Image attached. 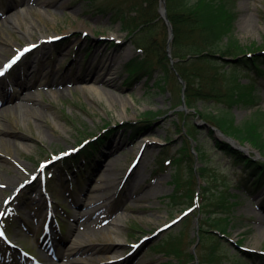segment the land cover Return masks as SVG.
I'll use <instances>...</instances> for the list:
<instances>
[{
  "label": "rangeland",
  "instance_id": "rangeland-1",
  "mask_svg": "<svg viewBox=\"0 0 264 264\" xmlns=\"http://www.w3.org/2000/svg\"><path fill=\"white\" fill-rule=\"evenodd\" d=\"M62 1L0 0V35L6 40L0 42L12 43L0 63L31 38L39 39L36 29L50 35L11 66L7 79L21 87L10 91L5 85L0 89V99L5 95L8 98L0 104L4 109L0 112V136L4 140L0 143V227H5L9 238L0 236V264H204L201 259L205 240L220 242L221 264H264V180L257 178L258 184L254 183L248 170L233 164L217 149L209 126L196 114L206 109L217 112L222 104L196 100L186 113L177 110L174 105L180 102L181 83L170 75L160 87L156 67L137 80L127 81L126 59L141 53L136 45L143 46L137 36L113 22L110 11L92 8L87 0H64L61 4ZM226 2L236 12L233 31L242 52L259 51L264 44V0ZM15 14L19 26L10 21ZM157 21L153 36L165 44L167 28L163 19L159 17ZM28 22L35 26L29 36H23L20 28L28 26ZM116 40L119 42L110 44ZM122 47L125 51L115 55V49ZM32 57L33 71L26 79L23 72ZM109 61V79L103 83L94 77V72ZM260 66L257 72H238L242 83L255 85L259 106L235 104L230 112L237 125L256 120L264 138V65ZM17 70L20 76L13 81L10 75ZM94 87L103 92H94ZM148 110L154 113L147 116ZM257 111L263 116H257ZM127 121L144 125L142 135L128 138L120 127ZM193 124L195 142L203 156L196 157L192 165H205L206 172L204 177H193L190 196L197 188L215 201L225 194L235 201L230 211L211 205L209 213V208L205 210L201 205L182 212L191 204V197L181 193L184 189L178 190L181 194L174 201L168 197L173 192L174 163L156 171L157 163L177 155L185 138L181 128L190 131ZM106 126L113 128L103 146L76 169L59 165L62 157L50 160L58 151L71 152L87 136L107 134ZM213 136H218L216 131ZM142 142L145 147L130 168ZM249 152L253 153L250 147ZM161 153L166 156L162 158ZM43 160L47 161L45 189L39 178V163ZM13 170L21 175L6 182ZM181 172L183 179L189 177L187 167L183 166ZM20 178L25 182L18 187L16 181ZM204 185L209 189L205 193ZM134 188L144 197L136 200ZM97 194L102 196L100 204L107 205L106 213L97 221L80 222L78 217L91 207L87 203ZM49 206L59 214L56 220L49 216ZM226 217L227 237L214 233L211 226L214 218ZM56 221L64 226L63 232ZM110 221L117 222L118 227L109 235L106 228ZM199 225L212 236L210 239L205 235L204 244L196 239ZM48 230L55 237L52 243L56 259L47 252L52 250H47ZM169 236L180 237L173 240V245L179 246L178 255L164 244ZM77 239L87 249L64 257L72 252ZM22 248L41 260L29 259Z\"/></svg>",
  "mask_w": 264,
  "mask_h": 264
},
{
  "label": "trees",
  "instance_id": "trees-1",
  "mask_svg": "<svg viewBox=\"0 0 264 264\" xmlns=\"http://www.w3.org/2000/svg\"><path fill=\"white\" fill-rule=\"evenodd\" d=\"M88 2L92 8L99 11H110L112 21L119 22L122 30L136 35L138 42L143 44V56L131 61L127 78L149 74L153 67L159 70L160 86L170 79V75L175 77L174 70L169 64L165 44L159 43L152 33L159 20L158 0H100L99 2L88 0ZM165 6L173 30L170 43L171 57L175 60L173 63L175 70L185 81L184 100L187 106L191 107L196 100H212L222 104L217 112L206 109L199 113L203 119L212 122L226 134L235 137L240 142H248L264 155V138L257 121L253 119L237 125L230 112V108L235 104L252 107L260 104L255 85L242 83L238 72L239 70L260 71V65H264V53L254 52L246 55L242 52V47L233 31L236 12L228 6L226 0H165ZM239 53H242V56H239ZM224 56L229 58H224ZM218 65L223 69L220 70ZM145 112L147 116L154 113L151 110ZM256 114L259 117L263 116L261 111H257ZM125 125L131 129V135L138 134L143 128V125L135 123ZM194 128L184 132L185 138L179 147L178 155L172 159L174 189L169 195L170 201H174L175 197L181 193L189 198L192 192L190 185L193 183L195 174L191 165L194 154L190 148V137H194ZM102 141L101 139L98 144ZM214 145L230 157L234 164H241L244 170H248L250 176L264 177V160H255L246 156L240 150L218 139H214ZM94 146L96 144L90 145L89 148L92 149ZM194 149L198 157L203 156L199 145L196 144ZM81 151L84 155L88 152L86 149ZM183 162H188L190 175L186 179L182 178L181 173ZM196 172L204 177L206 166L197 167ZM206 183L208 181H205ZM182 188L183 192L178 193V190ZM202 188L204 193L209 190L206 185ZM205 194H201V205L205 210L209 208V213L211 205H215V209L221 208L226 211L227 209L230 211L235 205V201H231V198H227L225 194H222L217 201ZM211 225L225 233L227 217L226 219L215 218ZM174 239L179 240L180 237L169 236L164 244L178 255L180 249L179 246L173 245ZM201 242L204 244L203 241ZM218 245L215 241L206 242L201 259L204 264H221Z\"/></svg>",
  "mask_w": 264,
  "mask_h": 264
},
{
  "label": "bare ground",
  "instance_id": "bare-ground-1",
  "mask_svg": "<svg viewBox=\"0 0 264 264\" xmlns=\"http://www.w3.org/2000/svg\"><path fill=\"white\" fill-rule=\"evenodd\" d=\"M23 1H30V0H23ZM63 3H64V0L61 2V4H63ZM12 5L13 4L11 3L10 6H12ZM16 16H17V14H15V16L10 21L12 22V25L19 26L18 23H17L18 18ZM34 26L35 25L32 22H28V26L23 27V28H20L22 35L23 36H29L32 33V29L31 28L34 27ZM36 30L39 31V35L37 36V38H39V39H34V38L32 39L31 38V40L28 42V45L29 44H33V43H36V42H38L40 40H43L44 37L50 36L49 34L42 33L41 30H38V29H36ZM0 39H1V41L2 40H5L2 35H0ZM124 43H125L124 40H122L121 41V44H124ZM10 45H12L11 42H6V44L3 43V42L2 43L0 42V57L2 56V54H3L4 51L5 52L8 51ZM123 51H125V48H123V47L122 48L115 49V55H117L118 53H121ZM115 55H114V57L111 60H113L115 58ZM34 60H35L34 57H32L26 63V65H25V69H24V72L23 73H24V76L26 77V79L29 77V75L33 71L32 67H31V65H32L31 63ZM109 65H110V61L108 62V64L106 66H102L99 69L95 70L94 73L96 75H94V77H98V79L101 80L103 83L106 82L109 79L107 77V75L109 73ZM53 81L54 80H51L50 82H53ZM93 91L101 94L103 92V89H99V88L94 87L93 88ZM4 101H8V100L6 98H3L2 100H0V104H2ZM3 110L4 109H1V107H0V112H2ZM0 143H4V140H3V137L2 136H0ZM118 148H120V146H118ZM118 148H115V150H117ZM20 175H21V173L19 171L13 170L10 178H8V180H6V182L7 181L9 182V181H11L14 178H19ZM20 179L18 181H16V184L21 183V180ZM134 190H137V192H136L137 195H136V198H135L136 200L144 197V195L142 193H139L140 190L138 191V189L134 188L133 191H132L133 193H135ZM101 200H102V196L99 195V194H97L95 197H93L92 199H90L89 202L87 203V205H91V207L88 210H86L85 213L81 214L78 217V220L80 222H83V221H97L99 218L103 217L104 213H106L107 205H101L100 202H99ZM96 201H97L98 204H95ZM117 227H118L117 226V222L110 221L109 225L106 228L107 231H108L107 233H109V235H110L111 233H113V230H116L117 229ZM52 236H53V238H52ZM52 236H50V239L52 240L51 242L54 243L55 237H54L53 233H52ZM86 249H87V247L85 246V243L83 241L77 239L74 242V246L71 248L72 252L71 253H68V254L65 253L64 254V257L69 258V257H71V255L73 253L83 252ZM0 256H2L1 253H0ZM2 260L5 261V259H2ZM109 260H114V259H109Z\"/></svg>",
  "mask_w": 264,
  "mask_h": 264
},
{
  "label": "water",
  "instance_id": "water-1",
  "mask_svg": "<svg viewBox=\"0 0 264 264\" xmlns=\"http://www.w3.org/2000/svg\"><path fill=\"white\" fill-rule=\"evenodd\" d=\"M164 0H160V2H163ZM160 14H161V16L164 18V20H165V22H166V24H167V26H168V31H169V33H168V41L171 39V37H172V30H171V26H170V24H169V22H168V20H167V17H166V12H165V8L163 7L162 9H160ZM181 80V79H180ZM182 81V80H181ZM221 133V132H220ZM222 134V133H221ZM223 135V137L226 139V140H228V141H231V142H234V140L231 138V137H229V136H227V135H225V134H222ZM235 147H237V148H240V149H244L242 146H240V145H235Z\"/></svg>",
  "mask_w": 264,
  "mask_h": 264
},
{
  "label": "snow or ice",
  "instance_id": "snow-or-ice-1",
  "mask_svg": "<svg viewBox=\"0 0 264 264\" xmlns=\"http://www.w3.org/2000/svg\"><path fill=\"white\" fill-rule=\"evenodd\" d=\"M17 59H18V57H17ZM15 62V60L13 61V63ZM0 75H3V73L2 72H0ZM4 235V233L3 232H0V236H3Z\"/></svg>",
  "mask_w": 264,
  "mask_h": 264
}]
</instances>
